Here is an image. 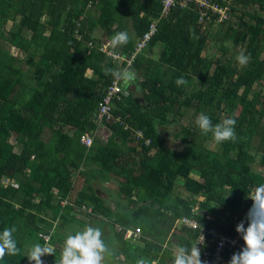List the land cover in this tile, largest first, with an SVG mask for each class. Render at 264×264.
<instances>
[{
    "label": "trees",
    "instance_id": "obj_1",
    "mask_svg": "<svg viewBox=\"0 0 264 264\" xmlns=\"http://www.w3.org/2000/svg\"><path fill=\"white\" fill-rule=\"evenodd\" d=\"M252 3L264 9V0H235L227 20L215 23L216 15L211 18L215 26L211 39L220 43V51L229 41L234 51L230 60L240 51L251 54L248 65L239 67L235 59L231 66L201 57L207 33L200 32L197 13L176 7L158 19L161 0H0V27L12 22L8 43L22 53L31 46L36 51L29 52L25 61L34 86L26 84L28 74L16 66L19 60L0 54V232L14 225L19 248L0 264L29 263L22 243L27 238L44 243L40 236L48 233H43L37 217L42 211L54 213L55 230L61 231L71 221L84 223L106 214L108 209L93 187V182L105 178L121 179L117 195H135L134 203L139 204L132 215L114 221L120 225L116 233L131 264L140 260L173 264L175 252L166 244L174 240L190 248L196 235L179 227L184 217L242 239L236 225L252 205L249 197L264 184V172L253 173L249 164L255 162L264 171V96L253 91L264 78V14L249 10ZM91 9L98 12L94 18ZM116 13L121 17L114 22ZM153 22H157L154 36L128 67L137 74L139 96L135 99L137 92L118 80L126 95L113 100L111 114L122 124L103 122L110 131L107 141L94 135L92 145L85 147L80 137L96 131L98 106L115 81L103 69L125 68L126 63L119 66L113 55L129 58L135 40ZM129 25L134 37L127 31ZM191 29L198 38L192 37ZM118 31H126L130 40L107 55L95 32L110 41ZM158 43L163 45L159 59L145 61L147 49ZM181 76L187 84L178 87L175 80ZM181 107L204 112L214 125L234 118L237 140L216 143L219 150L213 152L194 139L197 134L203 142H215L195 123L178 134L161 132L167 124H176V117H183ZM65 128L74 136L69 137ZM46 131L50 137L45 141ZM129 131H140L150 142L140 139L132 144ZM178 138L180 152L168 145ZM117 141H127L130 148L123 154ZM181 179L187 200L174 193ZM226 212L227 223L219 226L216 222ZM128 228L141 230V237L124 241Z\"/></svg>",
    "mask_w": 264,
    "mask_h": 264
},
{
    "label": "clouds",
    "instance_id": "obj_2",
    "mask_svg": "<svg viewBox=\"0 0 264 264\" xmlns=\"http://www.w3.org/2000/svg\"><path fill=\"white\" fill-rule=\"evenodd\" d=\"M190 32L193 38H198L195 36L194 29H191ZM129 40L130 37L126 31H118L110 38V44L113 49H116L126 45ZM11 48L14 47L11 46ZM234 59L239 66L246 67L251 59V54L240 51ZM103 71L105 75H111L115 80L125 84L135 80V73L129 68L113 69L106 67ZM175 83L179 87L186 85L187 81L181 76L175 80ZM95 122L98 123L97 120ZM195 125L201 133L205 135L211 133L217 144L237 140L236 120L234 118H225L214 125L210 116L201 112L195 118ZM97 126V132L106 128L104 124ZM143 140L146 143L147 139ZM137 143L138 141H135V144ZM249 199L252 200V205L245 218L236 225L235 229L244 241V246L232 254L228 264H264V184L258 185L254 195H251ZM245 221L247 227H245ZM15 232L16 227L14 225L5 227L0 232V260L6 255L14 256L18 253L19 248L14 238ZM101 236V230L93 226H86L84 230L74 235H68L61 249L59 264H101L102 254L107 250ZM198 245L201 244L194 242L189 248L187 245L178 244L173 264H207L201 258V249ZM46 255H54V249L36 243L25 257H27L29 264H44L42 258Z\"/></svg>",
    "mask_w": 264,
    "mask_h": 264
},
{
    "label": "built area",
    "instance_id": "obj_3",
    "mask_svg": "<svg viewBox=\"0 0 264 264\" xmlns=\"http://www.w3.org/2000/svg\"><path fill=\"white\" fill-rule=\"evenodd\" d=\"M234 4L235 0H161L162 9L158 19L167 16L171 10L176 7L181 9H192L197 13L198 25H200L201 28H206L207 26H211V18L215 15L217 17L215 23H220L227 20L230 16L231 6H234ZM157 22L151 23L147 31L141 37H138L135 40V50L129 58L113 55V58L117 60L119 66L122 65V63H126L125 68H128L132 64L136 55L145 49L156 32ZM102 49L107 53V55H111L112 52H109L107 49H105V45L102 46ZM125 95L126 93L123 92L121 87L118 85V80H115L108 88L106 94L103 96L102 102L98 106L96 115L98 122L97 125L103 124V122L122 124L120 118H114L112 116L111 109L113 100H121L122 96ZM123 129L130 130V128H128L126 125H123ZM96 131L88 132L83 135L81 137V144L87 148L90 147L93 142V137L96 135ZM133 133L136 142L143 137L140 131ZM149 142L150 141L146 140V144ZM61 204L66 205L68 203L67 201H62ZM80 210L91 213L90 208L81 207ZM229 215L230 214L226 212L216 223L219 226H224L227 223ZM206 219H208L210 222L215 221L214 218H210L209 216H206ZM178 225L179 227H186L187 229L195 232L196 235L193 243L199 242L201 244L198 245V247L201 249V258L203 261H206L207 264H228L232 254L239 251L244 246V241L237 235L223 233L218 227L199 223L194 218L184 217L179 220ZM201 234L204 237V241ZM140 237L141 230L138 228H128L124 230L123 240L126 242L136 241ZM49 238V235L45 236V242H47ZM191 247L192 245L190 248ZM42 259L44 264H49L46 258L43 257Z\"/></svg>",
    "mask_w": 264,
    "mask_h": 264
},
{
    "label": "rangeland",
    "instance_id": "obj_4",
    "mask_svg": "<svg viewBox=\"0 0 264 264\" xmlns=\"http://www.w3.org/2000/svg\"><path fill=\"white\" fill-rule=\"evenodd\" d=\"M91 10H89V13L91 14V16L93 18L96 17L98 15V12H96L97 10H95V9H91ZM249 10H256L260 14H264V9L258 7L257 5H254L253 3H252V7ZM120 17H121V14L120 13H116L114 15V22H117L120 19ZM40 20H41V22H43L45 20V16H43ZM11 27H12V22H10V21L6 22L5 24H2L1 27H0V54H9L10 56H12V57L16 58L17 60H19V62L16 63V66L20 67V69L23 72H27V74H28L27 76L25 75V77H24V80H25L26 84H28L30 86H34V84H35L34 81L32 79H30L31 78L30 75H29L30 72L27 71L29 65L27 63H25V61H26V58L28 57V53L29 52H33V51L36 52L35 51V47L34 46L29 47V50H28L27 53H24V52L22 53L20 49L15 48V47L11 48V45L8 43V41L6 39V37H8L9 34H10ZM127 29H128L127 31L132 35V37H134V33L132 32V29H130V25L127 27ZM214 29H215V26L213 28H212V26L211 27L207 26L206 28H200V32L201 33H204V34H205V32L207 33L206 43H205V46H204L200 56L203 57V58L206 57V58H210L212 60H217L219 62V64L227 65V64L231 63V66H232V64H233L232 62H233V59H234L233 58L232 60H230L231 56L234 54L232 45L230 44L229 41H227V42L225 41L223 43V46H224L225 49L223 51H220L219 50L220 43L217 40L211 39V35L213 34L212 32L214 31ZM99 32L102 33L101 31H99ZM95 33H96V35H94V34L93 35L96 38H98L99 40H102L101 44H104L105 45V49H107L110 52V50H112L110 41L106 40L105 37L101 36L97 32H95ZM25 35L27 36L29 34H25ZM109 45H110V48H109ZM162 47H163V45L158 43V44H155L154 46L148 48L147 52L145 54V57H144L145 61H146V59L147 60L148 59L149 60L152 59L154 61H157L159 59ZM136 76H137V74L135 73V78H136ZM128 86H130L131 89H135L136 88L132 82L128 83ZM188 87H187L188 91L193 90L192 86H188ZM253 87H254L253 91L260 92L262 94V96H264V78L261 79L260 83H258V84L255 83V85ZM132 91L133 92H137L136 94H134L135 95L134 98L137 99L136 97L139 96L138 95V93H139L138 90H136V91L132 90ZM24 98H28V93L27 92H25ZM180 112L182 113L183 117L182 118L176 117L175 118V119H177L176 120L177 121L176 124H167L168 127L166 126L164 128H161L160 131L161 132L162 131L163 132H168L169 131L173 135L175 133L178 134L182 127H192L194 125V123H195V118L198 115V113L193 112L192 109L185 110V108H182V107L180 108ZM171 116L172 115H170L169 117H171ZM262 124L264 125L263 122H262ZM97 128H98V126H97ZM106 128L101 130V132H97L96 131V135L101 137L104 142L107 141V139H108L107 137L110 134V131L107 130ZM65 132L69 135V137L74 136V132H73L72 129L65 128ZM129 135H134V133L132 131H129ZM49 137H50V132L46 131L45 135H44L45 141L48 140ZM80 139H81V137H80ZM194 139L196 141H200V142L202 141L203 142V140L197 134L194 135ZM129 140H130V142L132 144H135L134 143L135 139L130 137ZM79 142L81 143V140ZM202 142H201V144L204 147H206L207 149H210V151L212 150L213 152H217L219 150L218 149L219 147L216 145V142H212V141H206V142H203V143ZM116 143H117L116 144V148L120 152H123V154H124V152L126 150H128V147H127L128 146V142L127 141L124 144L121 143V142H118V141ZM180 144L181 143H180V139L179 138L176 141L171 140V141L168 142V145L171 148H174V149H176L179 152L182 149V145H180ZM15 150L18 151V148H15ZM252 154H254V149H252L249 152V155L252 156ZM209 157H210V155L208 156V158ZM249 164L251 166V169H252L253 173L256 174V173L261 172V171L264 172L261 168L258 167V165L255 162L252 163V164L251 163H249ZM134 174H137V172H135ZM74 178H75V180L77 179L78 181L80 179L78 176H75ZM102 182H104V183H103V185H101L103 187V188L102 187L100 188L101 190H104L105 187H110V181H108V182L102 181ZM102 182H101V184H102ZM7 183H9L8 180L4 182L5 185ZM116 186H118V183H116ZM100 189H97V191L101 192ZM101 193H103V192H101ZM174 193L176 195H178L179 198H181V200H187L188 199L189 193L185 190L184 181H182V179L178 180L176 182L175 192ZM105 195L107 196L106 193H105ZM112 195H114V193H111V197H114ZM194 196H195L196 200H198V201L200 200V198H198V196L197 197H196V195H194ZM99 198L104 199L105 196L101 195V197L99 196ZM138 206H139V204H135V207L133 206V208L136 209V208H138ZM73 223H75L74 227H76V226L78 227L79 225H81L78 222L71 221L68 226L69 227L73 226ZM57 225H58V223H57ZM85 225H86V223H85ZM68 226H66L67 228H65V229L68 230L69 229ZM82 227H84V226H82ZM63 232H65V231L63 230ZM71 233L72 232H70L69 234L71 235ZM166 246L169 247V249H171V243H167ZM48 260H49L50 264H56L58 262V260H54V259H49L48 258ZM110 262L113 263L114 261L112 259H110Z\"/></svg>",
    "mask_w": 264,
    "mask_h": 264
},
{
    "label": "crops",
    "instance_id": "obj_5",
    "mask_svg": "<svg viewBox=\"0 0 264 264\" xmlns=\"http://www.w3.org/2000/svg\"><path fill=\"white\" fill-rule=\"evenodd\" d=\"M132 83L134 84V86L139 84L136 81V79H135V82L132 81ZM132 90L136 91L137 89L135 88ZM132 136L133 135H129V138ZM127 147L130 148V144H128ZM129 156L133 157L131 154ZM89 169H92L93 171H97L96 166H91L89 167ZM103 181H106V182L110 181V187H105L104 190H101L100 189L102 187L101 185H103L104 183L102 181L93 182V187H94V190L96 191V194L98 195V198L99 196L101 197V195L105 196L104 199H101V198L100 199L103 200L104 207L108 209V212H106V214L104 215L99 214L98 215L99 217L84 220V223H80L79 219H77L78 223H80L81 225H79L78 227L77 226L74 227L75 223H73V226H71L68 230H64L65 232H63L61 230H55V227L58 223V218L57 217L55 218V215L53 212L48 211V210L40 212L37 215V217L40 221H42V223L40 224H41L42 230H44L43 233L46 232L48 233L49 236L52 234V236H50L51 239L49 238V240L45 242L44 237L47 235L40 236L42 237L44 243L36 242L28 238L24 239L22 243L24 256L28 255V253L30 252L34 244L40 243L41 245H46L47 247L54 249V255H46L44 256V258H46L47 260L48 258L58 260L56 264H59L61 260V249H62L64 240L66 239L68 235H70L69 233L72 232L71 235H74L77 232L84 230L86 226H93L101 230L102 232L101 239L103 240L106 246V249H107L106 252L102 254L103 259L101 261V264H131V259L128 257L127 258L125 257V254L123 252L124 246H122L121 242L118 240V236L116 233V229L119 228L120 225H118L114 221L116 219H124L127 216L129 217L130 215L134 213V211H136L137 208L136 209L133 208V206L135 207V204H136L134 203L136 202V196L134 195L131 198H125V197L117 195V192L119 191V182L121 181V179L119 178L118 179H106L105 178V180ZM116 183H118V186H116ZM97 189H100V191L103 192L104 194L101 192H98ZM105 193L107 194V196L105 195ZM111 193H114V195H112L114 197H111ZM76 194L77 192L74 193L73 196H76ZM76 217H78V215ZM176 246L177 245L175 244L173 240L171 242V249L173 248L172 250L174 252H176ZM109 258L112 259L114 262L111 263ZM132 264H146V263L144 262V260L142 261L140 260Z\"/></svg>",
    "mask_w": 264,
    "mask_h": 264
},
{
    "label": "water",
    "instance_id": "obj_6",
    "mask_svg": "<svg viewBox=\"0 0 264 264\" xmlns=\"http://www.w3.org/2000/svg\"><path fill=\"white\" fill-rule=\"evenodd\" d=\"M94 120L96 121V120H97V118L95 117V118H94Z\"/></svg>",
    "mask_w": 264,
    "mask_h": 264
}]
</instances>
